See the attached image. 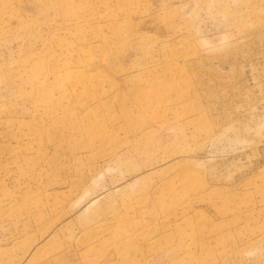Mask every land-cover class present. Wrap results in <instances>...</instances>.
I'll return each mask as SVG.
<instances>
[{"label": "rangeland", "instance_id": "obj_1", "mask_svg": "<svg viewBox=\"0 0 264 264\" xmlns=\"http://www.w3.org/2000/svg\"><path fill=\"white\" fill-rule=\"evenodd\" d=\"M0 264H264V0H0Z\"/></svg>", "mask_w": 264, "mask_h": 264}]
</instances>
